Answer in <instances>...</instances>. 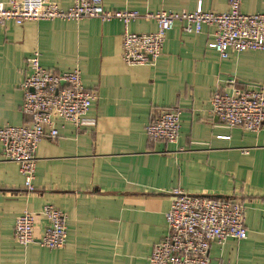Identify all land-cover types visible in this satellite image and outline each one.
Here are the masks:
<instances>
[{
  "label": "crops",
  "instance_id": "1",
  "mask_svg": "<svg viewBox=\"0 0 264 264\" xmlns=\"http://www.w3.org/2000/svg\"><path fill=\"white\" fill-rule=\"evenodd\" d=\"M68 9L74 0H49ZM107 10L223 13L230 0H103ZM246 14H264V0H243ZM178 22L152 65L122 60L124 24L98 18L0 26V127L20 126L28 74L35 51L58 72L79 68L86 88L99 98L89 112L96 126L78 130L68 123L56 140L39 144L35 190L29 192L19 165L5 159L0 144V264H150L154 247L168 234L166 213L173 191L236 201L246 211L247 238L213 244L216 264H264V132L229 128L213 116L218 89L264 88V51L233 53L222 60L211 47L215 29L187 33ZM130 31H157L139 18ZM181 110L176 144L153 140L146 128L161 110ZM46 205L68 218L63 249L35 242L20 245L17 218ZM45 220L39 218V238Z\"/></svg>",
  "mask_w": 264,
  "mask_h": 264
},
{
  "label": "built area",
  "instance_id": "2",
  "mask_svg": "<svg viewBox=\"0 0 264 264\" xmlns=\"http://www.w3.org/2000/svg\"><path fill=\"white\" fill-rule=\"evenodd\" d=\"M243 0H230L223 13L205 12L199 6L194 12L160 10L141 15L138 11L107 10L103 0H74L73 6L61 8L49 0H0V26L8 23L25 26L42 21H81L98 18L103 22L119 20L124 24L122 60L127 66L154 64L163 54L167 33L180 22L187 33H200L204 26L215 29L214 48L222 60L233 53L264 51V14H246ZM153 19L157 31L138 34L130 24L139 19ZM35 51L27 60L28 74L21 84L24 93L22 113L26 122L20 126L0 127V144L6 160L19 165L29 192L35 190L39 144L45 138L56 140L60 126L72 124L78 130L96 126L89 116L97 92L85 87L81 70L58 72L42 64ZM231 93L216 90L211 98V112L229 128L241 127L246 132H264V88L241 89L235 80ZM181 110H161L149 122V138L176 144L181 131ZM39 218L45 220L39 238L35 230ZM167 236L152 252L150 264H216L210 257L213 244L223 246L228 240L247 238L246 211L236 201L191 196L180 189L173 191L166 213ZM15 237L22 246L35 242L49 250L63 249L68 240V218L58 208L46 205L41 212H24L15 223Z\"/></svg>",
  "mask_w": 264,
  "mask_h": 264
}]
</instances>
